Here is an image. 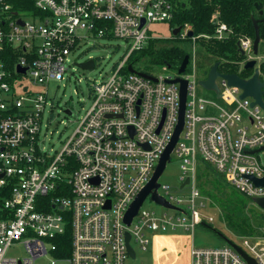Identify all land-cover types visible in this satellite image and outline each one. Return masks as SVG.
<instances>
[{"label":"built area","instance_id":"2783aa9c","mask_svg":"<svg viewBox=\"0 0 264 264\" xmlns=\"http://www.w3.org/2000/svg\"><path fill=\"white\" fill-rule=\"evenodd\" d=\"M183 2L0 0V264H36L47 255L50 264H129L137 258L133 240L147 250L148 232L192 231L213 221L198 186L199 161L252 200L264 197V186L249 178L264 176L255 152L264 146V109L252 106V97L241 98L242 89L222 77L217 79L221 102L199 95L195 55L175 77L153 73L156 79H151L129 71V56L154 37L151 24L170 23ZM214 18L215 36L225 39L228 25ZM176 27L182 38L196 41L188 34L190 24ZM88 36L123 38L127 53L107 78L93 84L92 105L62 149L50 153L40 143L50 82L65 77L70 55ZM239 41L246 61L256 58L259 68L264 57L254 54V39ZM6 45L19 53L13 70L4 59ZM176 77L188 81V94L172 154L183 160L181 181L190 178L183 187L190 186V193L176 196L160 184L165 194L159 187V195L177 206L171 209L178 214L160 215L142 204L128 225L125 215L152 179L179 122V83L168 81ZM69 230L67 242L63 237ZM16 244L23 245V255L9 254ZM240 246L264 264V226L244 236ZM191 264L248 263L226 244L193 245Z\"/></svg>","mask_w":264,"mask_h":264},{"label":"rangeland","instance_id":"374dc122","mask_svg":"<svg viewBox=\"0 0 264 264\" xmlns=\"http://www.w3.org/2000/svg\"><path fill=\"white\" fill-rule=\"evenodd\" d=\"M169 22H154L151 24L150 33L160 38H172L173 30ZM197 39V38H196ZM194 40L181 41L179 44L186 48L194 57L198 65L199 78H205L209 69L216 62L214 57L207 53L200 44H194ZM261 53H264V44L260 46ZM127 53V42L123 38H108L88 36L76 50L70 55L68 71L61 80L50 82L49 102L46 106L42 128L40 132V143L45 149L54 153L60 151L65 140L77 128L80 120L92 105V86L99 80L107 78L115 68L116 64L122 61ZM94 58L96 68L94 70L81 68L78 64ZM263 60V58H262ZM142 62H136L135 68L140 70ZM156 74L171 75L175 77L178 70L174 68H159ZM198 94L208 99L222 101L213 90L198 86ZM70 109L71 113L66 110ZM258 157L264 164V149L259 151ZM183 160L173 153L163 174L159 178L161 185H169L173 195L187 197L190 193V186L181 189V176L184 173L182 168ZM198 186L207 198L208 207L205 213L213 216V221L205 220L204 223L196 225L194 230H186L182 227L148 232L151 243L147 250H143L134 240L132 242L137 258L129 260V264H187L192 244L198 247H219L226 245V241L208 225L217 228L236 243L242 245L244 236L253 234H237L227 226L224 214L219 207L217 199H223L225 193L229 191L222 184L216 186L217 182L214 175L209 178L205 176L199 178L205 170V165L198 164ZM159 192L165 194L162 186ZM239 192V191H238ZM215 196V197H214ZM239 196H245L239 192ZM143 209L156 211L158 214L168 213L175 216L176 211L165 208L163 205L154 201L149 195L144 203ZM247 212L256 229L257 234L264 226V209L250 199L247 205ZM161 235V237H160ZM23 245L16 244L9 250L10 255H23ZM36 264H50V255L37 260Z\"/></svg>","mask_w":264,"mask_h":264},{"label":"trees","instance_id":"16d2710c","mask_svg":"<svg viewBox=\"0 0 264 264\" xmlns=\"http://www.w3.org/2000/svg\"><path fill=\"white\" fill-rule=\"evenodd\" d=\"M258 2L263 4L262 14L256 8ZM215 16L225 22L230 29L225 39H218L215 36ZM253 18L258 20L261 43L264 44V0H186L178 6L175 18L170 24L172 27L190 24L197 37L196 43L220 62L219 69L222 72L237 73L244 78H249L254 70L245 68L247 56L239 50L238 41L245 36L255 38ZM187 40L192 38H182L180 35L172 36V38L150 37L144 47L129 56L128 64H132L135 68L136 62H142V67L138 71L147 74H153L159 68L178 70L187 54L190 60L192 59V54L179 44ZM18 54L12 46L4 47V59L11 70L17 63ZM259 69L261 78L264 79V60L261 61ZM201 164L205 165V170L199 178L203 176L209 178L212 174L217 179L216 186L222 184L229 189L223 199H217L227 226L237 234H254L256 229L247 212V205L251 198L246 195L239 196L238 190L212 165L202 161ZM70 235L69 230L63 238L70 242Z\"/></svg>","mask_w":264,"mask_h":264},{"label":"water","instance_id":"95a60500","mask_svg":"<svg viewBox=\"0 0 264 264\" xmlns=\"http://www.w3.org/2000/svg\"><path fill=\"white\" fill-rule=\"evenodd\" d=\"M263 4L258 2L256 3V8L257 10L260 11V13H263L262 10ZM253 22L255 25V38L253 42V52L255 55H258L259 53V46L261 43V37L259 33V25H258V20L253 18ZM181 31V27H177L173 29V35L178 36ZM189 36H193L194 32L190 31ZM238 47L239 50L243 55H245V51L241 48L240 41H238ZM190 62V56L187 54L180 65L178 69V74H182L187 70V66ZM81 68L84 69H89L93 70L95 68V59L90 58L88 60H85L81 63L78 64ZM220 62L216 61L211 69L209 70L208 76L205 79L200 80V84L209 90H215L216 94L218 97L221 96L220 93V88L217 84V78L222 77L228 81V83L232 86H236L240 89H242L241 93V98H246V97H252V106L255 105H260L264 109V79L261 78L260 75V70L257 65V59H250L245 63V68L253 69L254 73L251 77L249 78H244L240 76L237 73H225L222 72L219 69ZM18 71L24 73L26 71V68L18 66ZM129 71L130 72H137L140 73L146 77H149L151 79H156L154 76L138 71L136 70L132 64L129 65ZM169 82L171 83H179L180 87V110H179V122L176 127V131L174 133V136L168 145L166 151L160 158V161L156 167V170L152 176V179L148 182V184L141 190V192L138 194L134 202L131 204L130 208L128 209L126 215H125V221L129 225L131 224V221L133 217L138 213L141 205L145 201V199L151 195L152 199L156 201L157 203L168 207V208H173V209H178L177 206L173 205L170 203L168 200L163 198L161 195L158 193V188L160 187L159 183V178L163 174L168 162L171 160V154L174 150V147L179 139V135L184 127L185 123V110H186V104H187V94H188V81L181 78V77H176L172 79H168ZM67 113H71V110L68 109L66 110ZM264 149V146L258 148L255 150V152H259ZM251 180H253L256 185L259 186H264V176L263 177H255V176H249ZM190 182V178L188 177L184 184H182L181 188H183L186 184ZM253 201L260 206L261 208L264 209V197H256L253 199ZM211 229H213L217 234H219L227 244L232 246L246 261L248 264H259V262L251 255H249L238 243H236L234 240L229 238L227 235H225L223 232L219 231L217 228L208 225ZM127 245H128V250L130 254L134 257L135 256V251L129 244V239H130V234L127 233Z\"/></svg>","mask_w":264,"mask_h":264},{"label":"crops","instance_id":"0c3cea01","mask_svg":"<svg viewBox=\"0 0 264 264\" xmlns=\"http://www.w3.org/2000/svg\"><path fill=\"white\" fill-rule=\"evenodd\" d=\"M177 28V27H176ZM173 30V29H172ZM194 44H197L196 43V41H195V43ZM260 46H261V44H260ZM260 46H259V53H258V55H260V56H262V57H264V53H261V50H260ZM247 60V59H246ZM263 60H264V58H263ZM262 61V60H261ZM261 61H260V63H261ZM247 61H245V63H246ZM215 63V62H214ZM190 66V65H189ZM198 66V65H197ZM212 67V66H211ZM211 69V68H210ZM209 69V70H210ZM209 73V72H208ZM208 76V75H207ZM207 76L205 77V78H207ZM205 78H200L201 80L202 79H205ZM219 78V77H218ZM217 78V79H218ZM203 87V86H202ZM217 95V94H216ZM258 233H260V231L258 232ZM257 233V234H258ZM254 235V234H253ZM160 237H161V235H160ZM194 244H192V246H193ZM187 264H191V250H190V254H189V261H188V263Z\"/></svg>","mask_w":264,"mask_h":264}]
</instances>
